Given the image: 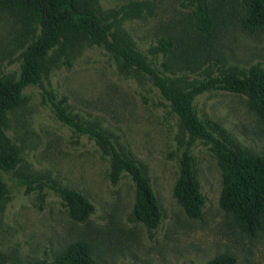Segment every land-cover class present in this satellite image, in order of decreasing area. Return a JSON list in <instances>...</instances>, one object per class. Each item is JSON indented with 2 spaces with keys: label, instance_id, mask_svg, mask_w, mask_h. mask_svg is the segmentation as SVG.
Here are the masks:
<instances>
[{
  "label": "rangeland",
  "instance_id": "obj_1",
  "mask_svg": "<svg viewBox=\"0 0 264 264\" xmlns=\"http://www.w3.org/2000/svg\"><path fill=\"white\" fill-rule=\"evenodd\" d=\"M192 1L85 0L115 24L118 43L149 57L159 38L186 28ZM216 1L233 17L240 8L238 0ZM234 18L207 57L208 70L216 74H244L252 64L264 63V32L249 33ZM24 31L9 13L0 11L1 70L18 69ZM162 59L156 57V66L171 75ZM47 62L46 88L57 97L68 96L75 115L104 129L121 153L134 155L151 179L163 218L157 228L135 219L131 174L123 171L114 184L109 177L110 150L64 122L40 86H28L5 121L20 151L16 168L3 173L9 190L0 201V253L5 264L53 262L77 241L91 243L99 264H207L225 253L234 255L237 264H264V228L251 237L219 206L223 176L213 143L199 137L190 144L178 114L149 74L91 40L64 39ZM197 71H184L178 78L197 81L202 78ZM195 108L201 119L226 127L233 142L255 152L264 150V123L246 96L213 89L196 98ZM188 145L206 198L199 219L189 218L174 195ZM60 188L84 194L95 211L84 221L73 219Z\"/></svg>",
  "mask_w": 264,
  "mask_h": 264
},
{
  "label": "trees",
  "instance_id": "obj_2",
  "mask_svg": "<svg viewBox=\"0 0 264 264\" xmlns=\"http://www.w3.org/2000/svg\"><path fill=\"white\" fill-rule=\"evenodd\" d=\"M240 8L233 15L222 11L216 0H193L186 28L159 38L149 57L114 38V26L105 16L91 8L85 0H0V11L9 13L22 25L26 42L19 55V67L6 72L0 69V201L8 193L3 173L16 168L20 161L19 147L7 133V113L24 99L28 86H40L51 101L60 118L77 133L98 140L112 153L109 177L114 184L121 173L128 171L136 185L133 207L135 219L149 228H157L163 218L159 197L134 155L126 156L114 145L108 133L97 124L86 123L72 112L68 96L57 97L45 86L48 56L64 39L77 43L91 40L105 44L118 54L128 66H135L149 74L161 95L170 101L183 128L188 132L190 144L195 138L213 143L211 150L217 156L222 170V189L219 206L231 213L242 231L251 237L264 228V150L255 152L227 137V129L220 122L203 120L195 108L196 98L213 89L225 90L247 97L250 108L264 123V63L257 62L247 73L208 70L207 57L211 46L234 20L249 33L264 32V0H238ZM226 11V12H225ZM162 55L163 70L156 66V57ZM197 71V81L185 83L178 78L184 71ZM181 171L174 195L186 215L199 219L206 204L190 155V145L182 153ZM69 202V212L77 221L86 220L96 206L84 194L60 188ZM0 264H5L0 253ZM41 264H99L93 246L88 241L71 243L53 262ZM207 264H237L234 255L225 253Z\"/></svg>",
  "mask_w": 264,
  "mask_h": 264
}]
</instances>
